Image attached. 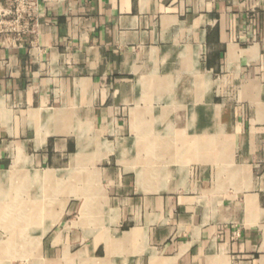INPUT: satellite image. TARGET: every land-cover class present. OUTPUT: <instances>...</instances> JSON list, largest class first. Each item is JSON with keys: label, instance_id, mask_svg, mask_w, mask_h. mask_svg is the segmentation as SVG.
I'll return each instance as SVG.
<instances>
[{"label": "crops", "instance_id": "obj_1", "mask_svg": "<svg viewBox=\"0 0 264 264\" xmlns=\"http://www.w3.org/2000/svg\"><path fill=\"white\" fill-rule=\"evenodd\" d=\"M36 1L0 36V236L47 219L46 264H264V0Z\"/></svg>", "mask_w": 264, "mask_h": 264}, {"label": "rangeland", "instance_id": "obj_2", "mask_svg": "<svg viewBox=\"0 0 264 264\" xmlns=\"http://www.w3.org/2000/svg\"><path fill=\"white\" fill-rule=\"evenodd\" d=\"M14 193V192H11ZM25 209L30 204H24ZM45 204L41 203V208L44 207ZM51 206H55L52 204ZM57 206V204H56ZM7 223V226H1L3 230L7 232V234H2L0 236L1 240L7 243L9 246H23V249H7L0 250V259L7 260L9 264H46L47 259H67V250L61 251H48L45 250V244L43 243V238L46 237L45 232L48 230V220L45 218L39 219V244H36L35 238L36 236H32L28 231H31V218H9L4 220ZM4 222V223H5ZM16 227H23L25 234L23 235H15L11 232L15 231ZM34 237V239H33ZM33 242V243H32ZM16 243V244H15ZM34 246V248H33ZM33 248V249H32ZM27 255V256H26Z\"/></svg>", "mask_w": 264, "mask_h": 264}, {"label": "built area", "instance_id": "obj_3", "mask_svg": "<svg viewBox=\"0 0 264 264\" xmlns=\"http://www.w3.org/2000/svg\"><path fill=\"white\" fill-rule=\"evenodd\" d=\"M0 0V36L26 32L36 17V0Z\"/></svg>", "mask_w": 264, "mask_h": 264}, {"label": "bare ground", "instance_id": "obj_4", "mask_svg": "<svg viewBox=\"0 0 264 264\" xmlns=\"http://www.w3.org/2000/svg\"><path fill=\"white\" fill-rule=\"evenodd\" d=\"M48 191V190H47ZM43 194H45V193H43ZM44 201V200H43ZM64 205V204H63ZM65 206V205H64ZM58 213V212H57ZM49 219V218H48ZM50 220V219H49ZM51 221H55L54 219H52ZM27 256V255H26Z\"/></svg>", "mask_w": 264, "mask_h": 264}]
</instances>
